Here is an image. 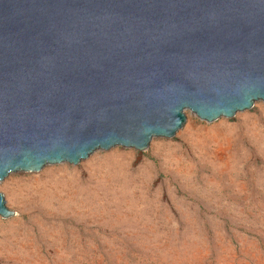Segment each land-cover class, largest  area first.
<instances>
[{"label": "water", "instance_id": "obj_1", "mask_svg": "<svg viewBox=\"0 0 264 264\" xmlns=\"http://www.w3.org/2000/svg\"><path fill=\"white\" fill-rule=\"evenodd\" d=\"M257 101L264 0H0V181Z\"/></svg>", "mask_w": 264, "mask_h": 264}, {"label": "rangeland", "instance_id": "obj_2", "mask_svg": "<svg viewBox=\"0 0 264 264\" xmlns=\"http://www.w3.org/2000/svg\"><path fill=\"white\" fill-rule=\"evenodd\" d=\"M0 264H264V103L143 151L0 181Z\"/></svg>", "mask_w": 264, "mask_h": 264}]
</instances>
